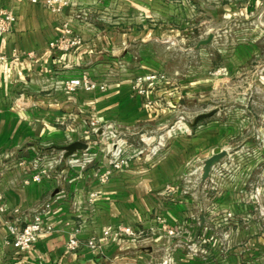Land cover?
<instances>
[{"label": "crops", "instance_id": "1", "mask_svg": "<svg viewBox=\"0 0 264 264\" xmlns=\"http://www.w3.org/2000/svg\"><path fill=\"white\" fill-rule=\"evenodd\" d=\"M0 10L16 18L0 39L4 264H264V112L258 110L264 104L249 98L240 109L214 105L217 97L228 102L229 86L239 78L258 81L256 89L264 94V0H71L61 12L30 0H0ZM202 12L211 20L217 12L223 20L239 16L249 25L241 42L215 57L218 37L208 33L213 40L207 48L187 50L202 64L170 72L168 65L180 59L168 49L180 43L173 33ZM65 24L80 45L51 49ZM170 39L175 43L166 44ZM83 75L106 82L105 90L65 88ZM150 75L163 79L138 83ZM192 103H208L205 112H217L191 132L177 123L156 144H129L128 153H116L124 167L100 184L115 153L107 134L168 130ZM74 142L87 149L63 159L59 148ZM222 151L227 155L203 182V162ZM42 168L47 174L32 182ZM92 193L93 207L87 203ZM38 214L54 231L17 252L9 229ZM119 225L140 226L143 239L86 247L91 237L101 241L104 230ZM73 237L82 246L70 253L66 243Z\"/></svg>", "mask_w": 264, "mask_h": 264}, {"label": "built area", "instance_id": "2", "mask_svg": "<svg viewBox=\"0 0 264 264\" xmlns=\"http://www.w3.org/2000/svg\"><path fill=\"white\" fill-rule=\"evenodd\" d=\"M34 5H40L46 9L53 10L55 12H61L71 3V0H30ZM16 18L10 10H0V39L7 33L11 32L15 24ZM81 43L80 39L72 34V31L67 24L63 26V31L61 36L54 42L49 44L51 49H56L59 51H69L74 47L79 46ZM4 60L0 57V63ZM159 79H163L162 75H150L139 78L138 83L143 82H153ZM65 88L69 91L82 90L85 92H91L94 90L104 91L106 88V82H93L88 76L83 75L80 78H73L65 82ZM135 91L139 95H143V90L138 86H135ZM95 124L92 123L91 127L94 128ZM105 129H102V133ZM86 133V132H85ZM125 165V159L121 158L119 154H112L111 170L101 175L99 178L100 184L106 183L110 174L113 171L121 170ZM47 174V169L42 168L31 178L32 182H39ZM97 198V194L92 193L88 198V205L93 207L94 201ZM4 212L3 198L0 193V213ZM159 222V218H156ZM166 233L169 236H174L176 231L173 229H166ZM54 231L52 224L45 221L42 214H38L32 218H28L23 227L15 228L11 227L9 229V240L12 247L17 252H25L31 249L33 244H35L42 236L50 234ZM144 237V229L140 226L131 227L127 225H119L115 228L106 229L101 234V241H98L95 236L91 237L86 242V247L91 250H97L101 245H110L114 243L130 242L131 244H138ZM101 243V244H100ZM82 243L76 237L71 238L66 243L67 252L73 253L81 249ZM192 251H197L195 247H191ZM0 264H4L0 259Z\"/></svg>", "mask_w": 264, "mask_h": 264}, {"label": "rangeland", "instance_id": "3", "mask_svg": "<svg viewBox=\"0 0 264 264\" xmlns=\"http://www.w3.org/2000/svg\"><path fill=\"white\" fill-rule=\"evenodd\" d=\"M219 14L218 12L213 15V18L208 16L207 13L202 12L201 15L196 16L193 18V23H187L184 25L181 32H174L173 34L176 35L177 39L179 40L178 45L169 46L168 49L169 52H173V54H176L177 56H180L179 60H175L169 64L170 72H184L187 73L188 70L191 69V67H197L198 65H201V61L199 60V57L197 55H194L192 52H187L188 49L194 47L199 41L205 40L208 33H213L215 36H217V42L218 44L211 49V52L215 54L218 50L221 48H227L230 45H233L234 43L241 42V37H243L245 34L241 31L246 29V26L249 25V22L244 20L241 17H235V18H229L226 20H223L221 15L219 14V17L216 16ZM212 22H209V21ZM209 30H211L209 32ZM228 31V33H225L224 31ZM180 31V30H179ZM171 33L166 34V37L168 35H173ZM225 36V37H224ZM165 38V37H163ZM166 39V38H165ZM203 48H207L203 47ZM201 48V49H203ZM263 68V65H262ZM253 69H250V71ZM259 84L258 81H252V80H242V79H236L232 80L230 89L232 90V95L229 97L228 102L224 101L223 98H216L214 105H220L224 109V107H232L237 106V108H241L239 104H242L241 101H244V105H247L246 103L249 98L250 101L253 100L255 104H264V94H261L258 92V89H256L257 85ZM223 87V86H221ZM219 87V88H221ZM257 102V103H256ZM208 103L205 104H197L192 103L190 105H187L186 108L180 113L178 112L177 117L172 118L170 125L168 126V130H164L162 132H157L156 134H147V136L140 135L136 137H128L127 135H119L116 133H109L107 134V139L109 144H112V147L115 149V153H122L125 152L128 153V146L129 144L137 147V148H143L144 146H147L149 144H156L159 142L161 136L169 131L171 127H174L177 123L183 124V131L191 132L194 128L190 127V124L194 121L197 115L206 113L209 108L207 106ZM250 106L253 107L255 105H252L250 102ZM231 109V108H228ZM258 110L264 112V106H258ZM176 116V115H175ZM178 121V122H177ZM187 121V122H186ZM206 120H203L198 123L203 124ZM180 125L177 124L173 130H176ZM179 130V129H178ZM119 151H118V150ZM114 151L111 152L113 154Z\"/></svg>", "mask_w": 264, "mask_h": 264}, {"label": "water", "instance_id": "4", "mask_svg": "<svg viewBox=\"0 0 264 264\" xmlns=\"http://www.w3.org/2000/svg\"><path fill=\"white\" fill-rule=\"evenodd\" d=\"M213 40V35L209 34L208 37L205 40H202L200 42H198L196 44V46L194 48H192L193 51H197L200 48L206 47L208 46ZM166 44H170V43H175L174 39H170L167 42H165ZM217 112V110H213L211 112L205 113V114H200L198 116H196V118L194 119V121L192 122V124H190L191 128H194L198 125L199 122L203 121V120H207L210 117H212L215 113ZM87 149V145L81 142H74L68 146L59 148V150L63 153L62 154V158L66 159L72 155H74L76 152L78 151H82V150H86ZM227 155V152L222 151L219 152L218 154L213 155L212 157H210L209 159L205 160L202 164L201 167V180L204 182L206 181L211 173L212 168L218 164L220 162L221 159H223L225 156ZM262 210V208H261ZM203 227V220L200 219V229Z\"/></svg>", "mask_w": 264, "mask_h": 264}]
</instances>
